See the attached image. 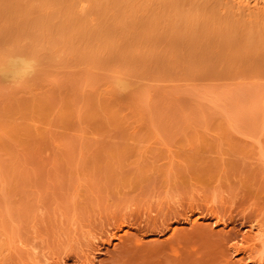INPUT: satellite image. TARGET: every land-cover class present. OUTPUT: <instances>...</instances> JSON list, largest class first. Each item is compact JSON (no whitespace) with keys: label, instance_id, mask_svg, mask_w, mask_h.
Segmentation results:
<instances>
[{"label":"rangeland","instance_id":"1","mask_svg":"<svg viewBox=\"0 0 264 264\" xmlns=\"http://www.w3.org/2000/svg\"><path fill=\"white\" fill-rule=\"evenodd\" d=\"M230 1L0 0V65L35 59L0 70V264H264V17Z\"/></svg>","mask_w":264,"mask_h":264},{"label":"bare ground","instance_id":"2","mask_svg":"<svg viewBox=\"0 0 264 264\" xmlns=\"http://www.w3.org/2000/svg\"><path fill=\"white\" fill-rule=\"evenodd\" d=\"M128 3L130 2V0H126ZM250 2V1H249ZM248 2V0H231L230 1V6H231V8H234V9H237V10H240L241 9V11L242 12H249V13H252L253 12V14H255V15H257V16H261V17H264V8H263V10L262 9H260L262 6L264 7V5H261V7L259 8L258 6V10L259 11H256L257 10V7H256V5H259V4H257L255 1V3H256V5L255 4H253L252 5V3H249ZM251 2H253V0H251ZM253 2V3H254ZM109 8L110 7H112V5H109L108 6ZM118 10H119V12H121V8L119 7L118 8ZM141 21L142 22H144L145 21V25H149V24H151V23H153L154 22V19H152V18H148V16L147 15H143V17L141 18ZM36 25H37V27H44V24H42V23H40V22H38V23H36ZM34 62H35V59H34V57H31V56H29V55H22V54H20V55H13V56H11V57H9V58H7L5 61H4V63L3 64H1L0 65V70L2 71V73H3V77L5 78V79H7V77H9V78H12V79H14V80H18L19 78V82H21L20 80L22 79V78H24L25 76H27V75H31L33 72V64H34ZM29 75V76H30ZM8 78V79H9ZM25 80V81H24ZM117 80H121V79H117ZM117 80H116V82H117ZM18 81H17V83H18ZM24 81V83H26V82H28L27 80H26V77L22 80V82ZM122 81V80H121ZM120 81V82H121ZM119 82V81H118ZM120 82H119V84H120ZM124 82V81H123ZM122 82V83H123ZM14 83V82H13ZM16 83V82H15ZM14 83V84H15ZM124 83H126V82H124ZM121 85V84H120ZM126 85V84H125ZM125 85H123V87H125ZM116 88H119L118 87V85L116 84ZM126 88V87H125ZM121 89H123L122 87H121ZM120 90V89H119ZM122 219V218H121ZM127 223L126 222H123V224H122V226H123V228L124 227H126L127 225H126ZM262 264V263H261Z\"/></svg>","mask_w":264,"mask_h":264}]
</instances>
